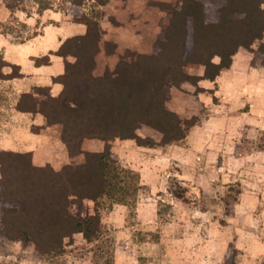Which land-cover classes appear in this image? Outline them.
I'll use <instances>...</instances> for the list:
<instances>
[{"label":"trees","instance_id":"obj_1","mask_svg":"<svg viewBox=\"0 0 264 264\" xmlns=\"http://www.w3.org/2000/svg\"><path fill=\"white\" fill-rule=\"evenodd\" d=\"M5 1L14 12L17 3ZM35 1L39 14L50 8V0ZM81 1L73 3L80 7ZM159 6L171 9L164 38L150 53H125L114 69L95 74L97 55L102 49L109 55L115 53L116 44H102L99 18L75 8H70L75 13L72 21L84 24L85 32L67 37L49 54L33 58L36 65L49 64L50 54L63 58L64 71L52 78L62 84V90L53 96L49 86H36L46 99L38 102L33 92H23L16 109L41 113L47 125H59L69 156L83 154L85 160L55 169L50 163L35 164L32 151L0 149V238L33 243L42 256L62 253L64 239L75 233H82L88 242L97 239L100 199L126 204L125 193L140 187L139 175L120 166L110 142L133 139L138 146L154 147L183 140L197 120L183 119L168 106L170 86L190 83L196 92L204 91L199 82L214 81L231 67L241 48L264 62V0H181L174 7L165 2ZM2 33L20 35L11 25L4 26ZM257 42L255 51L252 46ZM7 65L12 71L0 72V78L24 76L18 64L0 56V68ZM188 65L203 66V74L189 73ZM142 126L159 132L160 141L138 134ZM40 129L32 127L34 133ZM86 139L101 140L104 148L83 150ZM257 147L264 150V133ZM183 190L176 196L189 199V190ZM84 199L94 202L93 214L78 217L69 213L71 203L80 204ZM231 264H237L234 258Z\"/></svg>","mask_w":264,"mask_h":264},{"label":"crops","instance_id":"obj_2","mask_svg":"<svg viewBox=\"0 0 264 264\" xmlns=\"http://www.w3.org/2000/svg\"><path fill=\"white\" fill-rule=\"evenodd\" d=\"M70 29L74 30L72 34H64ZM77 29L74 24L69 28L47 27L46 33L29 42L6 45L5 60L18 64L24 74L5 80L14 94L32 92L36 86H49L53 96L60 93L62 84L53 82L52 78L64 71L63 58L50 54V63L46 65H36L33 58L57 50L67 37L84 33H76ZM253 60L254 54L241 48L233 56L231 67L214 81L199 82L204 91L181 97L182 103L192 101L197 107L174 110L178 114L204 112L183 140L146 147L124 139L123 145L129 147L127 159H133L141 183L148 187L150 194L166 190V179L175 177L186 185L191 200L196 202L190 207L188 202L172 198L170 205L173 204L171 208L176 212L169 214L162 241L165 255L172 258H169L172 264L189 261L191 264H222L231 244L240 252L239 258H244L248 264H256L264 257V150L257 147L264 133V62L258 68L252 65ZM15 106L16 101L12 107L15 113L8 125L41 126L42 133L31 134L34 146L25 149L32 151L33 162L50 163L55 169L64 166L37 153L44 126L54 125H47L41 113L20 112ZM1 147L14 148L11 143ZM44 147L49 149L48 144ZM234 186L238 190L227 206L228 212L221 199ZM124 209V205H117L112 212L120 215ZM153 209L148 200L140 204L137 211L151 214ZM188 209L191 214L186 212Z\"/></svg>","mask_w":264,"mask_h":264},{"label":"rangeland","instance_id":"obj_3","mask_svg":"<svg viewBox=\"0 0 264 264\" xmlns=\"http://www.w3.org/2000/svg\"><path fill=\"white\" fill-rule=\"evenodd\" d=\"M14 1L17 3L16 9L14 12H10L6 7V1L0 0V56L6 59L5 47L8 43L10 45L20 44L22 39H25V43L29 42L32 38L46 33L47 27L69 28L70 24H74L78 28L76 33L85 32L84 24L72 21L75 13H71L70 8H75L77 11L81 10L89 16L99 18L103 30L102 44L104 41H112L116 44L115 53L109 55L102 49L97 55L95 74H101L106 68L114 69L117 61L125 53L152 52L156 42L164 38L171 16V9L159 6V3H169L174 7L181 0H102L103 4H100L99 0H82L80 7L73 3L77 0H50V8L43 14L38 13V4L35 0ZM212 1L210 0V3ZM8 25L18 29L20 35L14 37L11 33H2L4 26ZM73 32L74 30L70 29L64 31V34ZM63 38L61 36L60 39L63 40ZM262 42H264V37ZM258 46L259 42L255 43L252 48L256 51ZM247 51L254 54L250 50ZM25 52H27L26 49ZM68 59L73 60L72 57ZM215 61H218V58ZM253 64L260 68L262 63H259V59L254 57ZM203 69V66L198 65H188L186 68L192 74H202ZM11 71L12 67L8 65L0 68V72L5 74ZM5 80L0 78V149H8L1 146L11 143V146L14 147L13 150L25 151L27 147L35 144L31 140V134L34 133L33 126L8 125L15 113L12 110L13 104L15 101L17 103L19 96L14 94ZM32 92L38 102L46 99V96L40 94L35 88ZM169 92L168 106L172 110L183 111L184 108L197 107L194 102L184 101L182 103L181 99L184 95L196 92L194 85L184 83L179 88L170 86ZM200 112V114L190 113L180 114V116L186 120L194 118L197 120L201 115H204L202 110ZM44 128L43 139L38 145L39 151L37 152L40 157L50 159L52 163L56 162V165L75 164L85 160L83 154L70 158L60 138L59 125L44 126ZM138 134L143 137H151L156 142L161 139L159 132L147 126H142L138 130ZM123 142L124 139H113L110 142L111 149L118 158L120 166L133 170L139 175L140 187L138 190L133 189L125 193L126 204L117 203L112 198L100 199L101 231L97 239L88 242L82 233H75L72 238L64 239L62 253L42 256L33 243L24 244L21 241L0 238V264H169V261L172 264V260H169L170 257L165 255V245L162 243L165 223L170 218L169 214L174 215L176 212V209L171 208L173 204L170 205L172 198L186 201L190 207L196 202L193 203L191 200L192 195H188L189 199L187 200L176 196L183 193V187L186 185L175 177L166 179V190L150 194L148 187L141 183L140 173L134 168L133 159H127L129 147L124 146ZM47 144L49 149L48 146L44 147ZM82 147L86 151H100L104 148V142L98 139H86L82 143ZM237 190L238 187L234 186L229 194L223 195L221 200L226 204V211H229L228 203L234 199ZM148 200L152 202L154 208L151 214L137 211L138 206ZM117 205L125 207L120 215L116 211L112 212ZM68 211L78 217H85L94 213V202L84 199L80 204L71 203ZM186 212L190 213L191 211L188 209ZM139 214L144 216L140 217ZM239 256L240 252L231 244L222 264H231L232 258L237 264H248L244 258H239ZM165 260L166 263H164ZM176 264H180V262ZM187 264H191L190 261ZM256 264H264V257L258 259Z\"/></svg>","mask_w":264,"mask_h":264}]
</instances>
